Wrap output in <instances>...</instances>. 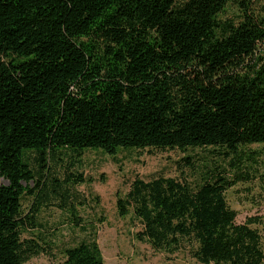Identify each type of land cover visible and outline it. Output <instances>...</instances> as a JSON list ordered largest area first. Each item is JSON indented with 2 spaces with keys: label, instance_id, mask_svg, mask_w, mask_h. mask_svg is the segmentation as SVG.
I'll list each match as a JSON object with an SVG mask.
<instances>
[{
  "label": "trees",
  "instance_id": "trees-1",
  "mask_svg": "<svg viewBox=\"0 0 264 264\" xmlns=\"http://www.w3.org/2000/svg\"><path fill=\"white\" fill-rule=\"evenodd\" d=\"M258 0H0V264L47 250L23 238L39 226L51 161L63 150L218 147L264 143V4ZM238 18L223 21L227 6ZM36 154L34 166L29 152ZM187 158V157H185ZM136 178L117 200L140 241L203 264H264V217L237 223L226 192ZM35 189L29 184L36 181ZM76 183L85 182L80 174ZM26 183V184H24ZM33 194L25 211L23 198ZM80 225L75 207L70 209ZM64 264H105L96 238L64 249Z\"/></svg>",
  "mask_w": 264,
  "mask_h": 264
},
{
  "label": "rangeland",
  "instance_id": "rangeland-1",
  "mask_svg": "<svg viewBox=\"0 0 264 264\" xmlns=\"http://www.w3.org/2000/svg\"><path fill=\"white\" fill-rule=\"evenodd\" d=\"M264 4V0H258ZM238 18V9L227 6L221 15L223 21ZM264 54V44L260 49ZM81 158L69 150H63L56 161H51L45 199L39 214V226L28 229L23 238H36L47 250L32 257L25 264H64L66 247L75 246L83 240L96 238L102 250L105 264H203L192 256L190 246L175 253L156 250L149 242L140 241L137 233L141 222L132 214L121 216L117 200L125 196L136 178L150 180L158 176L187 181L192 186L200 185L213 174L240 180L226 192L227 201L237 212V223L249 217H264V143L241 145L239 153L244 160L243 168H236V154L225 153L218 147L179 149H121L115 156L100 149L88 148ZM36 154L29 152L35 164ZM187 157V158H185ZM80 174L85 182L76 183ZM36 181L29 184L35 189ZM9 181L0 176V186ZM26 184V183H24ZM33 194L23 198L25 211L30 209ZM75 207L80 216L76 225L70 214Z\"/></svg>",
  "mask_w": 264,
  "mask_h": 264
}]
</instances>
